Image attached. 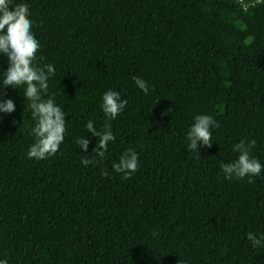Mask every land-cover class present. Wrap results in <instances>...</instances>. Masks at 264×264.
<instances>
[{"label": "trees", "instance_id": "obj_1", "mask_svg": "<svg viewBox=\"0 0 264 264\" xmlns=\"http://www.w3.org/2000/svg\"><path fill=\"white\" fill-rule=\"evenodd\" d=\"M0 0V264H264V0Z\"/></svg>", "mask_w": 264, "mask_h": 264}, {"label": "built area", "instance_id": "obj_2", "mask_svg": "<svg viewBox=\"0 0 264 264\" xmlns=\"http://www.w3.org/2000/svg\"><path fill=\"white\" fill-rule=\"evenodd\" d=\"M238 2H239L240 4H243L244 7H246V6L244 5V0H238Z\"/></svg>", "mask_w": 264, "mask_h": 264}, {"label": "rangeland", "instance_id": "obj_3", "mask_svg": "<svg viewBox=\"0 0 264 264\" xmlns=\"http://www.w3.org/2000/svg\"><path fill=\"white\" fill-rule=\"evenodd\" d=\"M244 1H251V0H244Z\"/></svg>", "mask_w": 264, "mask_h": 264}]
</instances>
